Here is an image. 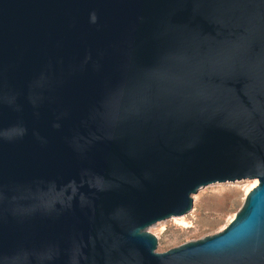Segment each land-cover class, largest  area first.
<instances>
[{
    "label": "water",
    "instance_id": "95a60500",
    "mask_svg": "<svg viewBox=\"0 0 264 264\" xmlns=\"http://www.w3.org/2000/svg\"><path fill=\"white\" fill-rule=\"evenodd\" d=\"M256 179L157 251L201 189ZM0 264H264V0H0Z\"/></svg>",
    "mask_w": 264,
    "mask_h": 264
},
{
    "label": "rangeland",
    "instance_id": "374dc122",
    "mask_svg": "<svg viewBox=\"0 0 264 264\" xmlns=\"http://www.w3.org/2000/svg\"><path fill=\"white\" fill-rule=\"evenodd\" d=\"M251 181L217 183L201 189L195 195L197 200L190 213L149 229L158 238L157 251L166 252L223 231L242 209Z\"/></svg>",
    "mask_w": 264,
    "mask_h": 264
},
{
    "label": "bare ground",
    "instance_id": "6f19581e",
    "mask_svg": "<svg viewBox=\"0 0 264 264\" xmlns=\"http://www.w3.org/2000/svg\"><path fill=\"white\" fill-rule=\"evenodd\" d=\"M258 183H259V181H258L257 179H256V180H252V181H251V184L248 185V191H247V194H249V192H250L251 190H253V189L258 185ZM195 200H197V198H196Z\"/></svg>",
    "mask_w": 264,
    "mask_h": 264
}]
</instances>
